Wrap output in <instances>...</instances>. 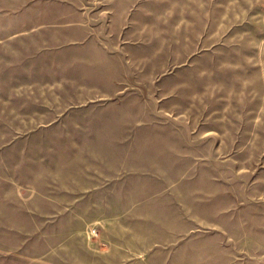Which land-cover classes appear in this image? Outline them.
<instances>
[{"label": "rangeland", "instance_id": "obj_1", "mask_svg": "<svg viewBox=\"0 0 264 264\" xmlns=\"http://www.w3.org/2000/svg\"><path fill=\"white\" fill-rule=\"evenodd\" d=\"M83 1L0 7V264H264V0Z\"/></svg>", "mask_w": 264, "mask_h": 264}, {"label": "crops", "instance_id": "obj_2", "mask_svg": "<svg viewBox=\"0 0 264 264\" xmlns=\"http://www.w3.org/2000/svg\"><path fill=\"white\" fill-rule=\"evenodd\" d=\"M18 1H23V0H8V1H3V0H0V7H4V10L6 11V9H5V7H10L12 4H13V2H18ZM7 2H9V4H7ZM86 5V2L85 1H81V0H78V7H75L74 6V10L73 11H75V10H79L80 11V7H81V5ZM81 12V11H80ZM81 14H83V15H88V14H86L85 13V11H83V12H81ZM24 21V20H23ZM66 22H75V23H79V19H77V20H68V21H66Z\"/></svg>", "mask_w": 264, "mask_h": 264}]
</instances>
